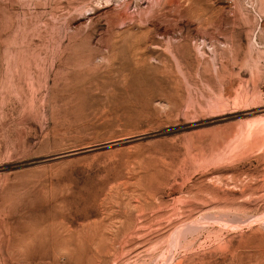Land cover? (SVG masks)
<instances>
[{"label": "rangeland", "instance_id": "rangeland-1", "mask_svg": "<svg viewBox=\"0 0 264 264\" xmlns=\"http://www.w3.org/2000/svg\"><path fill=\"white\" fill-rule=\"evenodd\" d=\"M9 1L0 264H264V0Z\"/></svg>", "mask_w": 264, "mask_h": 264}, {"label": "bare ground", "instance_id": "bare-ground-1", "mask_svg": "<svg viewBox=\"0 0 264 264\" xmlns=\"http://www.w3.org/2000/svg\"><path fill=\"white\" fill-rule=\"evenodd\" d=\"M2 1H3V0H2ZM5 1H6V0H5ZM10 1H11V0H10ZM10 1H9V2H10ZM13 1H14V0H13ZM116 20H117V19H116Z\"/></svg>", "mask_w": 264, "mask_h": 264}]
</instances>
